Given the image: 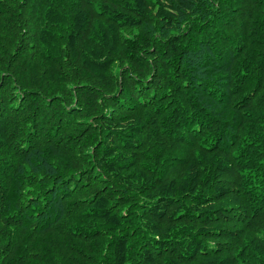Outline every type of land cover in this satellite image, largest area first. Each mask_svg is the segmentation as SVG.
<instances>
[{
  "label": "trees",
  "instance_id": "1",
  "mask_svg": "<svg viewBox=\"0 0 264 264\" xmlns=\"http://www.w3.org/2000/svg\"><path fill=\"white\" fill-rule=\"evenodd\" d=\"M0 264H264V0H0Z\"/></svg>",
  "mask_w": 264,
  "mask_h": 264
}]
</instances>
